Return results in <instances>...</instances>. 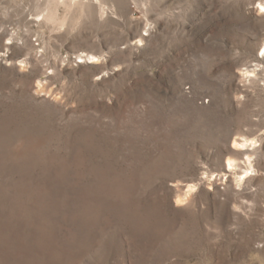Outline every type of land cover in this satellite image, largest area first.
I'll return each instance as SVG.
<instances>
[{
  "label": "rangeland",
  "instance_id": "obj_1",
  "mask_svg": "<svg viewBox=\"0 0 264 264\" xmlns=\"http://www.w3.org/2000/svg\"><path fill=\"white\" fill-rule=\"evenodd\" d=\"M0 264H264V0H0Z\"/></svg>",
  "mask_w": 264,
  "mask_h": 264
}]
</instances>
